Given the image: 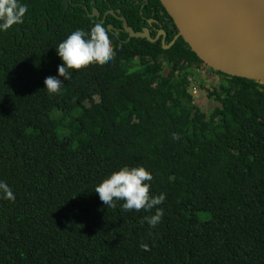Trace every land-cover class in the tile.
<instances>
[{
  "label": "trees",
  "instance_id": "trees-1",
  "mask_svg": "<svg viewBox=\"0 0 264 264\" xmlns=\"http://www.w3.org/2000/svg\"><path fill=\"white\" fill-rule=\"evenodd\" d=\"M69 1L19 0L23 23L0 30V181L15 195L0 192V264H264V84L209 67L183 37H131L120 17L174 41L161 0ZM96 22L114 27V59L59 77V43ZM205 66L223 76L211 113L192 90ZM124 166L149 171L163 203L104 205L95 187Z\"/></svg>",
  "mask_w": 264,
  "mask_h": 264
},
{
  "label": "water",
  "instance_id": "water-1",
  "mask_svg": "<svg viewBox=\"0 0 264 264\" xmlns=\"http://www.w3.org/2000/svg\"><path fill=\"white\" fill-rule=\"evenodd\" d=\"M171 17L174 19L179 34L174 41L167 45V34L161 31L157 38H153L151 30L137 32L130 27L126 17H120L125 30L131 37L148 38L158 42L164 35L165 48L173 47L183 37L193 51L209 67L234 77L247 78L264 84V0H161ZM70 5L69 0H65ZM204 3L220 14L233 29L234 35L244 44V49L223 47L216 34L221 32L214 21L209 22L205 16L197 14L193 8ZM116 14L114 10L107 16ZM91 17L101 19L102 15L95 9ZM48 24V21H46ZM152 22V21H151ZM114 27L109 26L113 31ZM216 32V34H215ZM219 39V40H218Z\"/></svg>",
  "mask_w": 264,
  "mask_h": 264
},
{
  "label": "clouds",
  "instance_id": "clouds-1",
  "mask_svg": "<svg viewBox=\"0 0 264 264\" xmlns=\"http://www.w3.org/2000/svg\"><path fill=\"white\" fill-rule=\"evenodd\" d=\"M27 12V5L21 4L19 0H0V30H7L15 24L23 23V17ZM57 54L62 60L58 66V75L64 80L71 79V70H80L93 63L104 65L115 57L112 38L109 30L100 22L91 27L90 32L78 29L72 32L56 48ZM45 89L49 94L59 93L63 81L57 77L49 76L44 80ZM174 140L180 139L178 133H173ZM153 176L143 166H124L118 171L111 173L95 187L104 205L115 208L114 201H124V211L151 210L163 203L166 199L161 193L158 196L150 194ZM0 192L5 199L14 201L15 195L7 183L0 181ZM163 216V209L157 208L154 215L143 217V221L155 227ZM142 250H150L147 244L140 245Z\"/></svg>",
  "mask_w": 264,
  "mask_h": 264
},
{
  "label": "rangeland",
  "instance_id": "rangeland-1",
  "mask_svg": "<svg viewBox=\"0 0 264 264\" xmlns=\"http://www.w3.org/2000/svg\"><path fill=\"white\" fill-rule=\"evenodd\" d=\"M193 91L194 93V104L198 106L202 111L206 113H211L216 108L221 106V103L211 96V92L215 90V87L222 82L223 76L211 70L209 67H203L197 74L193 76ZM204 84V86H203ZM82 112V109H77L72 113L65 114L62 111L54 112V117L66 119L67 122L78 117Z\"/></svg>",
  "mask_w": 264,
  "mask_h": 264
},
{
  "label": "bare ground",
  "instance_id": "bare-ground-1",
  "mask_svg": "<svg viewBox=\"0 0 264 264\" xmlns=\"http://www.w3.org/2000/svg\"><path fill=\"white\" fill-rule=\"evenodd\" d=\"M193 10L197 12V14H201L200 16H205L208 18L209 22L214 21L220 27L219 35L216 34L215 38H219V43L223 47L234 48V49H244V44L234 35L233 29L229 25V23L216 11L207 6L204 3L197 4ZM218 39V40H219Z\"/></svg>",
  "mask_w": 264,
  "mask_h": 264
},
{
  "label": "flooded vegetation",
  "instance_id": "flooded-vegetation-1",
  "mask_svg": "<svg viewBox=\"0 0 264 264\" xmlns=\"http://www.w3.org/2000/svg\"><path fill=\"white\" fill-rule=\"evenodd\" d=\"M152 21V22H151ZM150 23H151V25H153V24H155V20H150ZM159 31V33H158V35L160 34V32L161 31H163V30H158ZM152 33V32H151ZM164 36V35H163ZM158 37V36H157ZM164 39V38H163ZM161 40V39H160Z\"/></svg>",
  "mask_w": 264,
  "mask_h": 264
},
{
  "label": "built area",
  "instance_id": "built-area-1",
  "mask_svg": "<svg viewBox=\"0 0 264 264\" xmlns=\"http://www.w3.org/2000/svg\"><path fill=\"white\" fill-rule=\"evenodd\" d=\"M203 68V67H202ZM202 68H200L199 70H198V72L202 69ZM192 82H193V80H191ZM193 89H194V87H193ZM195 90V89H194ZM193 93H197V91H193Z\"/></svg>",
  "mask_w": 264,
  "mask_h": 264
}]
</instances>
